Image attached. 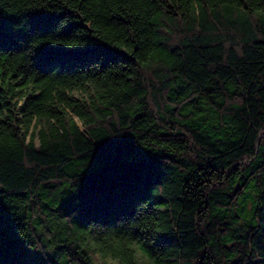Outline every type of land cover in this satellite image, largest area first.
<instances>
[{"label": "trees", "instance_id": "obj_1", "mask_svg": "<svg viewBox=\"0 0 264 264\" xmlns=\"http://www.w3.org/2000/svg\"><path fill=\"white\" fill-rule=\"evenodd\" d=\"M94 254L264 264V0H0V264Z\"/></svg>", "mask_w": 264, "mask_h": 264}, {"label": "rangeland", "instance_id": "obj_2", "mask_svg": "<svg viewBox=\"0 0 264 264\" xmlns=\"http://www.w3.org/2000/svg\"><path fill=\"white\" fill-rule=\"evenodd\" d=\"M80 124V123H79ZM81 125V124H80ZM95 264H121L118 261L111 259V258H103L99 254L93 255ZM142 264H150L148 260L143 259Z\"/></svg>", "mask_w": 264, "mask_h": 264}]
</instances>
